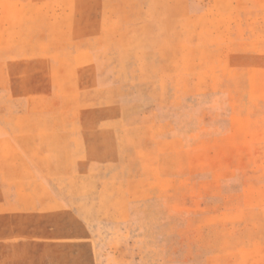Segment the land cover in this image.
Segmentation results:
<instances>
[{
  "label": "rangeland",
  "instance_id": "374dc122",
  "mask_svg": "<svg viewBox=\"0 0 264 264\" xmlns=\"http://www.w3.org/2000/svg\"><path fill=\"white\" fill-rule=\"evenodd\" d=\"M0 264H264V0H0Z\"/></svg>",
  "mask_w": 264,
  "mask_h": 264
}]
</instances>
